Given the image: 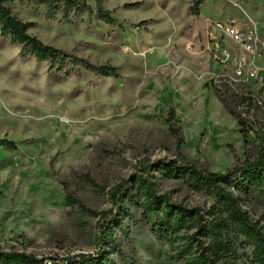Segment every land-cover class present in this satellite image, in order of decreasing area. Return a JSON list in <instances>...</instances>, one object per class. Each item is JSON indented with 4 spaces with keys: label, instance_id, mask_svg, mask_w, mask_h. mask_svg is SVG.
Here are the masks:
<instances>
[{
    "label": "rangeland",
    "instance_id": "obj_1",
    "mask_svg": "<svg viewBox=\"0 0 264 264\" xmlns=\"http://www.w3.org/2000/svg\"><path fill=\"white\" fill-rule=\"evenodd\" d=\"M193 1L108 0L106 8L121 25L88 12L72 23L60 16L46 20L12 5L20 19L36 22L29 31L45 43L74 49L95 63L120 65L121 76L50 69L21 56L19 44L0 35V138L16 144L0 146L3 248L40 256L97 253L103 247L109 264L181 263L178 252L192 229L182 230L171 246L126 202L128 214L121 212L120 223L103 230L105 222L70 204L67 194L88 208L109 209L116 184L144 175L160 159L224 171L264 142V0H202L198 16L191 13ZM227 19L257 36L256 53L244 55L258 76L245 83L230 79L233 61L242 55L236 43L221 42L231 53L225 65L215 56L218 50L207 46L208 23ZM217 89L226 93L235 115ZM253 95L258 104L242 101ZM170 106L181 140L169 130ZM240 120L253 128L242 130ZM150 173L156 190L173 201L202 207L214 202L185 177L157 166ZM239 197L264 228V202ZM237 251L240 264H251L249 246Z\"/></svg>",
    "mask_w": 264,
    "mask_h": 264
},
{
    "label": "trees",
    "instance_id": "obj_2",
    "mask_svg": "<svg viewBox=\"0 0 264 264\" xmlns=\"http://www.w3.org/2000/svg\"><path fill=\"white\" fill-rule=\"evenodd\" d=\"M108 0H0V35L10 36L19 44L20 55L34 57L46 62L50 69L63 70L70 74L82 69L100 76L120 77V65L95 63L88 57L77 54L74 49H61L33 35L29 30L36 22L23 21L14 12L12 5L20 4L41 13L46 20L59 16L67 23L74 22L88 12L95 18L112 25H121L113 11L106 8ZM202 0H194L191 13L200 14ZM136 3H126L132 6ZM223 78V77H222ZM229 84V82H224ZM231 91V88H229ZM224 106L230 110L226 93L216 90ZM250 105L258 104L256 96L242 97ZM169 130L182 139L177 125L175 109L168 108ZM249 132L246 121L240 120ZM246 127V128H245ZM246 134V133H245ZM247 135V134H246ZM0 146L16 147L14 141L0 138ZM157 166L172 175L189 180L195 191L209 195L214 202L209 207L186 205L173 201L167 194L159 193L150 170ZM134 184V187H131ZM250 196L264 202V142L257 146L254 154L237 159L224 171H210L198 168L188 162L158 160L145 168V174H132L122 179L110 191L111 207L95 210L85 206L79 199L67 194L70 204H77L83 211L98 218L103 230H111L120 223V213L128 214L126 202L134 204L150 224L151 230L161 239H167L171 246L182 230L192 231L185 235V243L178 252L180 264H240L237 260L238 246H249L251 264H264V228L239 204V195ZM0 264H109L107 252H78L67 255H35L23 250L5 249L0 245Z\"/></svg>",
    "mask_w": 264,
    "mask_h": 264
},
{
    "label": "built area",
    "instance_id": "obj_3",
    "mask_svg": "<svg viewBox=\"0 0 264 264\" xmlns=\"http://www.w3.org/2000/svg\"><path fill=\"white\" fill-rule=\"evenodd\" d=\"M206 37L208 48L212 45L218 50L219 55L215 54V56L224 65L229 61L231 53L221 44L223 40L233 41L236 43L237 49L242 52V55L233 61L234 76L228 75L231 77H229L231 81L245 83L248 77L256 78L258 76L256 68L253 65L246 64L247 60L244 55L245 52L253 55L256 53V34L247 33L239 22L227 19L210 21L207 25Z\"/></svg>",
    "mask_w": 264,
    "mask_h": 264
},
{
    "label": "crops",
    "instance_id": "obj_4",
    "mask_svg": "<svg viewBox=\"0 0 264 264\" xmlns=\"http://www.w3.org/2000/svg\"><path fill=\"white\" fill-rule=\"evenodd\" d=\"M200 37H201V36H199V38H198V39H199V41H200ZM203 37H204V35H203Z\"/></svg>",
    "mask_w": 264,
    "mask_h": 264
}]
</instances>
